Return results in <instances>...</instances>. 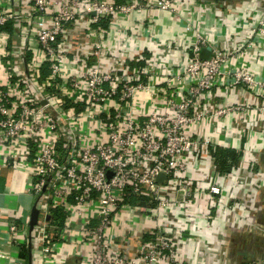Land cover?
I'll use <instances>...</instances> for the list:
<instances>
[{
  "label": "built area",
  "instance_id": "2783aa9c",
  "mask_svg": "<svg viewBox=\"0 0 264 264\" xmlns=\"http://www.w3.org/2000/svg\"><path fill=\"white\" fill-rule=\"evenodd\" d=\"M160 12L181 35L155 36ZM261 53L264 0H0V144L32 168L33 260L209 264L206 174L224 123L264 121Z\"/></svg>",
  "mask_w": 264,
  "mask_h": 264
},
{
  "label": "crops",
  "instance_id": "0c3cea01",
  "mask_svg": "<svg viewBox=\"0 0 264 264\" xmlns=\"http://www.w3.org/2000/svg\"><path fill=\"white\" fill-rule=\"evenodd\" d=\"M219 14L216 7L201 9L199 22L210 26L216 23ZM155 23L154 32L159 40L170 41L174 35H181L180 25L170 13L160 12ZM178 38L181 44L182 39ZM170 54L176 56L177 52L173 50ZM262 64L263 61L255 62L251 67L262 75ZM229 97L234 98L235 94ZM252 120L250 115L234 127L228 128L224 123L219 128V141L226 147L223 149H233L241 155L228 171H219L217 167L219 176L214 177V170L206 174V180H219L220 186L219 205H210L211 211L216 213L212 222L216 227L207 232L208 243H200L201 251L207 252L209 264H239L245 258L238 252L244 248L254 258L264 256V121L251 126ZM31 172L30 164L11 156L0 144V250L8 254L7 259L0 258V264H39V259L33 260L31 248L26 245L32 232L31 214L36 207L34 196L27 190ZM224 204H230V208ZM10 220L18 225L12 234L8 229ZM24 224L27 225L28 236L21 230ZM127 248L132 251L134 245ZM57 256L58 264L69 263L61 255Z\"/></svg>",
  "mask_w": 264,
  "mask_h": 264
},
{
  "label": "trees",
  "instance_id": "16d2710c",
  "mask_svg": "<svg viewBox=\"0 0 264 264\" xmlns=\"http://www.w3.org/2000/svg\"><path fill=\"white\" fill-rule=\"evenodd\" d=\"M214 154L216 156L219 171H228L229 169H231V167L241 155L239 151L223 148H219V150H217ZM24 252L23 255H25L26 253Z\"/></svg>",
  "mask_w": 264,
  "mask_h": 264
},
{
  "label": "water",
  "instance_id": "95a60500",
  "mask_svg": "<svg viewBox=\"0 0 264 264\" xmlns=\"http://www.w3.org/2000/svg\"><path fill=\"white\" fill-rule=\"evenodd\" d=\"M210 55H211V51L208 48H203L201 50V52H200V57L201 58H208ZM158 178L161 179L162 175H159ZM37 215H38V210L35 207V208H33V211H32V214H31V220H30L31 228H33L34 224L36 223ZM238 253L241 254L245 258L253 256V254L250 253L247 248H244V249L240 250Z\"/></svg>",
  "mask_w": 264,
  "mask_h": 264
}]
</instances>
